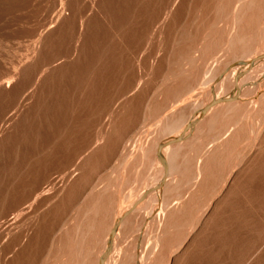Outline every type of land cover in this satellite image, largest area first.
<instances>
[{
	"label": "bare ground",
	"instance_id": "6f19581e",
	"mask_svg": "<svg viewBox=\"0 0 264 264\" xmlns=\"http://www.w3.org/2000/svg\"><path fill=\"white\" fill-rule=\"evenodd\" d=\"M127 3L0 80V264H264V0Z\"/></svg>",
	"mask_w": 264,
	"mask_h": 264
},
{
	"label": "rangeland",
	"instance_id": "374dc122",
	"mask_svg": "<svg viewBox=\"0 0 264 264\" xmlns=\"http://www.w3.org/2000/svg\"><path fill=\"white\" fill-rule=\"evenodd\" d=\"M104 2L115 13L120 6L124 8V5H129L127 0ZM53 5L54 0H0V80L8 77L5 72L12 67L23 72L25 80L30 67H77L76 56L72 57L74 59L69 64H63L68 55L73 56L71 52L76 44L75 28L67 31L53 30L48 22V14L54 11ZM47 33L49 43L34 52L40 34ZM112 67L119 66L116 63ZM65 78L64 75L61 81ZM4 112L10 114L12 109Z\"/></svg>",
	"mask_w": 264,
	"mask_h": 264
}]
</instances>
